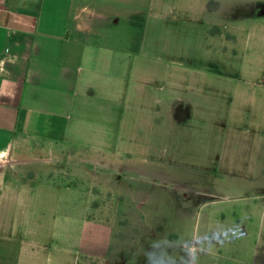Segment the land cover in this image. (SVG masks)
<instances>
[{"label":"rangeland","instance_id":"rangeland-1","mask_svg":"<svg viewBox=\"0 0 264 264\" xmlns=\"http://www.w3.org/2000/svg\"><path fill=\"white\" fill-rule=\"evenodd\" d=\"M128 7L92 46L112 91L96 83L91 123L36 126L38 159L0 169V264H112L90 240L123 219L145 245L126 264H264V0Z\"/></svg>","mask_w":264,"mask_h":264},{"label":"crops","instance_id":"crops-1","mask_svg":"<svg viewBox=\"0 0 264 264\" xmlns=\"http://www.w3.org/2000/svg\"><path fill=\"white\" fill-rule=\"evenodd\" d=\"M128 6L129 0H0V169L38 159L27 154L29 143L37 137L36 126L46 127L48 134L51 126L63 129L67 123H91L92 119L81 120L78 115L96 106V83L106 95L112 91V80L107 77L111 74L105 66L104 71L95 65L100 57L93 47L98 39H107L102 26L117 27L129 13ZM109 47L105 44L104 49ZM107 105L102 110L111 109ZM173 106L165 119L174 126L182 121ZM157 114L162 118L159 107ZM137 136L131 141H139ZM95 152L93 158L105 156ZM140 152L146 153L143 148ZM92 156L84 155L75 164L82 168ZM128 190L132 189L128 186ZM123 221L126 224L117 233L98 225L90 240L93 258H103L116 248L112 264H126V255L145 252L139 241L140 222ZM128 227L133 230H125ZM174 258L179 264L178 254Z\"/></svg>","mask_w":264,"mask_h":264},{"label":"clouds","instance_id":"clouds-1","mask_svg":"<svg viewBox=\"0 0 264 264\" xmlns=\"http://www.w3.org/2000/svg\"><path fill=\"white\" fill-rule=\"evenodd\" d=\"M162 243H166V241L153 240L151 242V246L153 248H156V247H158ZM188 254L189 255H193V252H192L191 249L188 250ZM155 259L156 258H155V256H154L153 253H148L147 254V264H155ZM166 264H175V258L174 257L167 258Z\"/></svg>","mask_w":264,"mask_h":264}]
</instances>
